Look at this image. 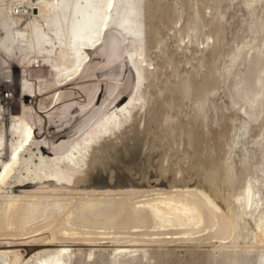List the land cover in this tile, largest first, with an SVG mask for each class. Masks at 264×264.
<instances>
[{
	"label": "bare ground",
	"instance_id": "bare-ground-1",
	"mask_svg": "<svg viewBox=\"0 0 264 264\" xmlns=\"http://www.w3.org/2000/svg\"><path fill=\"white\" fill-rule=\"evenodd\" d=\"M143 1L0 0V74L10 77L15 61L22 72L20 88L14 95L20 109L8 112L5 106L10 104L9 97L0 98V228L5 234L0 239V264H264V190L257 187L262 177L257 173L264 172V77H257L259 88L255 91L242 78L230 86L241 99L239 103L231 101L233 112L220 129L221 154L216 155L206 175L200 171L181 183L174 180V173L166 181L161 177L168 168L163 162L160 175L148 171L145 176L134 177L145 159L144 152L155 145L148 140L153 134L151 122H163L161 132L173 142L184 127L169 111L175 105L181 106L193 92L191 81L181 80L173 87L169 78L170 89L169 84L165 86L167 80L161 89L157 82L155 89L154 82L160 79L157 70L160 73L163 64L157 63L158 49L157 53L152 51L161 48L163 38L154 41L152 50L147 51L150 44L146 46L148 32L141 20L146 12V5L141 7ZM162 2L161 8H167ZM245 4L253 13L251 3L247 0ZM170 7L164 10H172ZM211 19L208 26L213 27L202 36L203 40L197 38V49L210 44L215 47L219 42L224 13L214 14ZM153 33L155 38L157 33ZM255 39L245 38L235 45L229 64L224 65L227 72L237 58H250ZM188 41L189 32L180 39L178 48L186 49ZM159 52L164 53L161 49ZM185 52L179 54L185 56ZM32 61L38 66L47 62L45 76H30L27 66ZM196 61L195 67L186 63L194 70L202 63ZM214 77L218 79L212 74ZM8 81H0L7 90ZM202 86L196 90L201 111L197 116L202 117L201 126L208 127L206 103L216 91ZM168 89L171 97L161 99ZM10 91L15 93L14 88ZM145 122L149 134L146 139ZM106 141L121 149L122 165L112 163L103 166L105 169L95 165V152ZM96 171L106 172L111 180L102 181V174L99 177ZM114 171L120 173L115 181ZM168 192H182L184 198L180 195L182 198L176 199ZM145 195L173 201L172 216L162 217L160 225L166 226L160 231H154V220H148L157 215L150 212L149 199L138 200L139 205L149 207V212L143 211L144 219L135 213L137 205L133 203ZM48 198L51 202L38 209L39 203ZM72 199H79L78 204L68 203ZM20 212L32 213L34 222L23 224V220L24 228L10 233ZM73 212H79L74 214L78 222L71 221ZM112 229H121L125 234H114ZM200 241L208 243V248H200Z\"/></svg>",
	"mask_w": 264,
	"mask_h": 264
},
{
	"label": "rangeland",
	"instance_id": "rangeland-1",
	"mask_svg": "<svg viewBox=\"0 0 264 264\" xmlns=\"http://www.w3.org/2000/svg\"><path fill=\"white\" fill-rule=\"evenodd\" d=\"M156 1L157 0H144L141 4V7L146 5V12H144V15H143L141 20L143 22L142 23L143 26H145V32L146 31L148 32L147 35L145 33V35H146L145 38H146V41L148 42V44H146V46L150 44L149 46H147V49H148L147 51H149L150 49L152 50V48H150V46L151 47L154 46V43H153L154 41H156L158 39L160 40L163 38L162 39L163 43L161 45V48L155 47L154 51H152V52L157 53L156 50L158 49L157 50L158 51V53H157V60L158 61L157 60L156 61H157V63L162 62L161 64L158 63L159 65L163 64L162 66L164 67V64L166 63L164 69H163V67H161L160 73L163 71V73H161V75L159 73L160 69L157 70L158 71L157 73L159 74L158 77H160V79L158 78L159 80L158 79L155 80V82H154L156 84L155 89L158 86L157 82L159 84L161 83L160 84L161 87L160 86L158 87L161 89L162 86H164V84H162V83H164L166 80L168 81V78H169V81L172 82L173 87L176 86L177 83H180L181 80L186 81L189 84L191 81L190 86L193 87L192 88L193 92L187 98L184 99V102L181 106L176 107V105H175L169 111L172 116L177 117L176 119L184 127L183 128L184 132L180 133L179 137L176 136L175 138H173V139H175V140H173V142L170 138H168L162 134L161 125H163V122H162V124L160 123V120H157V121L155 120V121L151 122V124L149 126L152 127L151 130L153 131V134L150 137L151 139L148 138V140L150 141L149 143L151 146H152V144L153 145L155 144V145H154V148L152 147L153 148L152 150L149 149L146 152L143 151L145 153V157H144L145 159L143 161H141L140 166L138 168V171L134 173V177L145 176L148 173V171H149L148 174H151L153 176L154 175L155 176L160 175L161 172L159 170V167L164 162V167H166V168L168 167L167 168L168 172L166 170H164L163 174H161V177L167 181V177H168V179H171L172 177H174V173H175L174 180H176V182L178 181V182L182 183L189 176H193L197 172L201 171L200 173L202 175H206L207 170L210 169L209 165L212 167L214 164L213 162L217 159L218 156H216V155L221 154V151H220L221 145L220 144L222 143V138H220L221 137V130L220 129H222L226 125V119H228L229 116H231V114L233 112L232 109L230 108L231 101L234 100V101H238V103H239V100L241 99L240 95H236L235 91H233L231 89L232 87H230V86H233V84L237 80L242 78L245 81L248 80L247 82L244 81L245 84L247 83L249 85H252V88L250 90L255 91L259 88V86L257 84L258 82H256L257 77L258 78L262 77V79L264 77V68H263L264 67V0H248L251 3L252 7L254 8L253 13H251L249 8L246 7L245 2L247 0H169V1L167 0L168 2H165L166 0H164V2L167 5V6L166 5L165 6L167 8L164 7L163 9L161 8L162 5H164V4H162L163 0L162 1L158 0L157 2ZM150 4H152L153 6H150ZM150 7L152 8L153 12H152V10H150L151 9ZM168 7H170L169 9H172L170 11L168 10L169 12L167 10H164V9H168ZM160 9H161V11H160ZM163 10L166 11V13ZM167 12H168V14H167ZM218 13L219 14L224 13V20L221 19V21L223 23H221V21H220L221 26L223 27L224 30H223V33L221 34L219 42L217 43V45L215 47H212V45L210 44L209 46H206L205 49L201 48L202 51H201V49H197V48H199V47H197V46H199L197 43L200 40L204 39V37H202V36H204V34L210 32L211 31L210 29H212L210 27H213V25L208 26V23H211L213 21V19H211V18L214 17V14H218ZM166 15H167V17H166ZM198 21H203V22L199 24ZM205 23H207V24L205 25ZM145 24L148 26H146ZM171 24L173 26H171ZM176 24H177V26H176ZM147 28H148V30H147ZM149 28L152 31L149 30ZM200 29H202V31ZM198 30H200L203 33L198 32ZM204 30H205V32H204ZM153 31H154V33H157V34L153 33L155 35V38L152 35ZM157 31H159V32H157ZM190 31H192V32H190ZM194 31H196L197 33ZM188 32L190 34V41H188L186 43L187 48L186 49H184L182 47L178 48L177 44H179L180 39L183 38L186 34H188ZM149 33L152 36L151 37L152 39L150 38V35H148ZM195 33H196V35H195ZM254 36H256L257 39H255V41L253 42L254 47L251 51L250 58L249 59L247 58L248 60L247 59L246 60L241 59V57L237 58L235 60V63L233 64V66L230 68L231 73L227 72L226 66L229 64V56L231 55V52L234 49L235 45L245 38L249 39V38H252ZM197 38L200 40L198 41ZM148 39H149V41H148ZM162 47L164 50L162 49ZM160 49L164 53L159 52ZM173 49H174V51H173ZM169 50L172 52H176V54L173 55V53H171ZM193 50L195 51V53ZM196 50H198L199 52ZM203 50H205V51L203 52ZM183 51L184 52L186 51L185 56H184V53H182L181 55L179 54L180 52H183ZM166 53H168V55ZM197 53H198V56H196ZM163 54H166L167 56H162ZM178 54L181 56V59H180V56L179 57L177 56ZM170 55L171 56L173 55L172 56L173 60H175L176 63L173 60H171L172 62L169 63V60L171 59ZM182 55H183V57H182ZM202 55H204L203 56L204 58L203 57L201 58ZM226 55L228 58L225 57ZM187 56H188V58L189 57L190 58L188 59ZM160 57H162L161 58L162 60H163V58L166 57L165 61L164 60L161 61ZM177 57L179 60H181V62H183L184 66L182 65V63L179 62ZM191 57L193 60L191 59ZM193 57H195L196 59ZM197 57H199V58H197ZM190 59L193 62L190 61ZM197 59L199 61H201L203 64L201 63L199 68L194 69L195 70L194 71L193 69H190L189 67L190 66L195 67V65L197 64L196 62H198V61H196ZM186 60L189 61L188 62L189 64L192 63V65L189 66L186 63ZM32 62H30V65L27 66L28 67V73L30 74V76H32L33 78L45 76L46 73H44V72H47V68H48L47 62L43 61L40 66H38L37 61H34L33 63ZM184 62H185V64H184ZM171 63H175V64H171ZM224 65H226V66H224ZM260 66H261V69L259 70ZM176 67H178V68H176ZM212 67H213V71H212ZM11 68H12V72H11L10 77L4 78L0 74V81L6 79V80H9L8 83H10L9 84L10 89L7 90V87L1 86V82H0V98L3 97L4 95L7 98L9 97V99H10L9 103L10 104H9V106L7 105L5 107L8 108V112L15 113L20 109V104L18 102V99L14 95H16V89L20 88V81H21L22 72L20 70V66H19L17 61H15V62H13V64H11ZM158 68H160V66ZM214 68H215V70H214ZM184 69H186L185 71H187V73L190 74L189 77L187 76L189 74H185L186 72L184 71ZM164 70L167 72L166 74H165ZM188 70L190 72H188ZM258 71L260 72V74ZM42 72H43V74H42ZM194 72H196V73H194ZM226 72H227V74H226ZM208 74H209V76L211 75L210 79L212 81L209 79ZM212 74H213V76L218 77V79L221 82V85H217L220 82L217 78L216 79H215V77L212 78ZM195 75L197 77H199V76L200 77L195 78ZM163 76L164 77L167 76V79L164 78ZM227 76H229V77H227ZM226 78H228V79H226ZM161 79L163 81H161ZM226 80H227V82H226ZM106 81L109 82V80H106ZM169 81L166 82V84H165L166 87L170 83ZM200 81H201V84H200ZM207 81L209 82L208 87H207V83H206ZM213 81L214 82L217 81V84L215 83L212 85V83H214ZM202 83H204V85ZM225 83H227L228 87ZM170 84L168 85L169 89H170L169 86H172ZM205 84H206V86H205ZM199 85L200 86L203 85L202 88L203 87L209 88V90L206 88L208 91L214 89L217 93V94L214 93V94L210 95L209 96L210 99L206 103V113H207L206 123H207V126L209 128L205 127V126H201V123L203 121L202 117L199 118L197 116V114L201 112L197 108V99H196V97H197L196 90H198L200 88V87H198ZM210 85H212L213 88ZM224 86H225V88H224ZM13 88L15 89V93H12V91H10ZM218 88H220V91ZM169 89L167 91V96H165L164 94L160 95L161 99L164 100L165 98L171 97V93L169 92L170 91ZM91 104L96 105V104H93V102ZM212 104L214 107L211 106ZM155 122H158V123H155ZM263 122H264V120H263ZM147 125H148V123L145 122V124H144L145 128L143 130L145 132L144 133L145 139L147 138L146 136L149 137ZM154 127H155V129H157V131L159 130L158 135H157V131L154 129ZM215 130H217L218 132ZM159 133H160V135H159ZM215 133H217V136L213 137V135H215ZM181 134H182V136L180 137ZM194 135H195V137H194ZM202 136H203V138H202ZM218 136H219V138H218ZM211 137L214 139V141L212 140ZM58 138L59 137H56V139H58ZM180 138H182V139L179 140ZM56 139H55V141H56ZM166 139H168V140H166ZM201 139L204 142H202ZM218 139L220 141H218ZM151 140H152V142H151ZM154 140H155V142H154ZM170 140H171V142H170ZM196 140H197V142H196ZM198 141L201 144L203 143L202 146ZM193 142L195 143V145L192 144ZM205 143H206V145H205ZM119 144H120V142L118 143V145ZM156 144H158V145H156ZM196 144L198 145V147H196ZM110 146H111L110 142L106 141L105 145L101 146V149H99L95 152L96 158L97 159L99 158L98 159L99 161L100 160L103 161V162H99L97 159H95L97 161V162L95 161V165H99L101 168L108 167V166L112 165V163L115 166L116 165H122V163L119 161L120 160L119 157H121L120 156L121 155V153H120L121 149L116 147V146L115 147H113V146L110 147ZM214 146H216V147H214ZM156 147H157V149H156ZM160 147H161V150L159 149ZM204 148H206V149H204ZM154 149H156V150H154ZM112 150H114V152ZM100 152H101V155H100ZM162 153H163V156H162ZM158 154H159V156H158ZM155 156H156V158H155ZM201 156L203 157V160H202ZM164 159H165V161H164ZM121 161H123V159H121ZM165 162L167 165L165 164ZM100 163H101V165H100ZM102 163L104 165H102ZM207 164H208V166H206ZM263 164H264V162H263ZM206 167H208V168L205 170ZM262 167L264 169V165ZM174 171H178V172L176 173ZM259 171H258L257 175L262 176V177H259L260 182L257 184L258 185L257 187H259L260 190L263 191L264 190V183H263L264 182V174H262V173H264V172L260 171L262 174V175H260ZM166 172H167V174H166ZM94 173L99 177L102 174L101 172L98 173L97 171ZM69 187H72V186H69ZM164 188L167 189L166 186H164ZM157 192H158V190L155 191V193H157ZM168 194L172 195L173 197L176 196V199H181L182 197L184 198V196L182 195L183 194L182 192L178 193V194L175 192H168ZM73 198H76V197L74 196ZM144 198L149 199V200H146V202L151 201V202H148V203H150L148 205L150 207V212L153 211V212L157 213V215L154 218L148 217L149 222H151V220H154V222H152V224H154L153 225L154 231L162 230L166 225L161 226L160 224L162 222H160V220H164V219H162V217L170 218L172 216V211L170 209H173V206H171L170 204L173 203V201L169 200V202H167V200H165L164 198H162L163 199L162 200L160 198V196H157V195L156 196L145 195V196H142L140 198H137L135 200V202L133 203V204L137 205V206H135V213L139 214L142 217V219H144L143 211L147 210L149 212L148 206L145 207L144 205H139L138 200H141ZM52 199H54V198H52ZM22 201H26V199H24ZM41 202L38 205V209L42 208L43 203L46 204V203L51 202V201L48 198V199L42 200ZM62 202H64V201H62ZM76 202H79V199ZM76 202H74V200L72 199L71 202H68V203H71L72 206H75L76 204H78ZM4 203H6L5 200H4ZM159 204H161V205H159ZM52 206L53 205H51V204L47 205V207H52ZM67 206L68 205H66V207ZM19 210H20V208H19ZM140 210H141V213L140 212L138 213V211H140ZM76 212L75 213L73 212V215H72L73 219L71 218V221L74 220L75 222H78L77 220L79 218L77 216L74 219V216L78 215V213H79V212L78 213H76ZM21 213L22 212H20V216L18 217L16 225L14 224V226L11 228L10 233L16 232V230H20L21 228H24L21 224L23 222V220H24L23 224H25V222L27 220H30V221H27V223L34 222V221H31L32 213L27 212L25 215H23V213L22 214ZM58 217L59 216H57L56 220L58 219ZM40 218H42V217H40ZM45 219H46V217H43L42 220H45ZM93 227H91V228H93ZM86 228L89 229L90 227L88 226ZM147 228L148 227H145V229H147ZM171 228H173V227H171ZM98 229H99V227H98ZM117 229H119V228H117ZM117 229H115V230L112 229V231L114 230L113 231L114 234L117 233V232H115V231H118ZM2 231H3L2 228H0V239L5 238V234L1 233ZM121 231L122 230L120 229L118 231L117 235L118 234H120V235L125 234V233H123V231L122 232ZM13 236H10V238L15 239ZM198 244H200V248L202 247L203 249H204V247L206 248V245H207V248L209 246L208 243L203 242V241L201 243H198ZM201 244H202V246H201ZM138 261H139V259L135 260V262H138Z\"/></svg>",
	"mask_w": 264,
	"mask_h": 264
},
{
	"label": "water",
	"instance_id": "water-1",
	"mask_svg": "<svg viewBox=\"0 0 264 264\" xmlns=\"http://www.w3.org/2000/svg\"><path fill=\"white\" fill-rule=\"evenodd\" d=\"M114 173H115V175H114L113 179H114V181H115V180H118V179H119V177H120L119 174H120V173H119L118 171H117V172L114 171L112 174H114ZM101 180L104 181V182H105V181L107 182V181H109V180H111V179H110V177H109V174H107L106 172H103V173H102V176H101Z\"/></svg>",
	"mask_w": 264,
	"mask_h": 264
}]
</instances>
